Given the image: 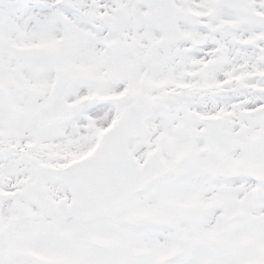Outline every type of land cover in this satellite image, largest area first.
I'll return each instance as SVG.
<instances>
[{"label": "snow or ice", "instance_id": "obj_1", "mask_svg": "<svg viewBox=\"0 0 264 264\" xmlns=\"http://www.w3.org/2000/svg\"><path fill=\"white\" fill-rule=\"evenodd\" d=\"M0 264H264V0H0Z\"/></svg>", "mask_w": 264, "mask_h": 264}]
</instances>
